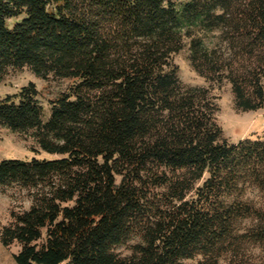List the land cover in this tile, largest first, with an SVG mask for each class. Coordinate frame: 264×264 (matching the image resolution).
<instances>
[{"label": "trees", "instance_id": "obj_1", "mask_svg": "<svg viewBox=\"0 0 264 264\" xmlns=\"http://www.w3.org/2000/svg\"><path fill=\"white\" fill-rule=\"evenodd\" d=\"M188 41L237 111H264V0H0V83L25 68L74 83L48 120L34 83L0 100V126L56 156L0 162V192L32 199L0 232L16 264H264V207L246 198H264V137L224 138L211 90L173 64Z\"/></svg>", "mask_w": 264, "mask_h": 264}, {"label": "rangeland", "instance_id": "obj_2", "mask_svg": "<svg viewBox=\"0 0 264 264\" xmlns=\"http://www.w3.org/2000/svg\"><path fill=\"white\" fill-rule=\"evenodd\" d=\"M211 41L217 42L214 36ZM173 64L178 67V76L186 87H204L211 90V94L216 98L219 107L217 114L218 124L223 129V136L230 143L237 144L245 139L256 140L264 137V111L240 112L235 107V98L232 86L224 83L221 86L207 82L203 77L194 71L190 62L189 41L185 49L174 56ZM29 83H34L39 91V101L45 111V120L51 115V104L61 95L68 92L74 84L67 79L51 78L47 81L37 78L28 68L22 71L11 70L5 79L0 83V100L7 95H12L20 91ZM39 149L29 136H22L10 132L0 126V162L9 159L30 160L54 159L46 153L35 154L31 150ZM121 179L118 178V183ZM246 198L253 201L258 207H264V198L255 189L246 192ZM32 199L28 192L18 188H8L0 192V232L3 228L14 223V214H20L31 208ZM251 221L243 223V227H250ZM138 240L128 245L118 247L116 252L123 257L131 254L130 247ZM21 251L19 244H14L9 248L2 245L0 241V264H16L14 255ZM202 257L188 259L181 264H200Z\"/></svg>", "mask_w": 264, "mask_h": 264}]
</instances>
